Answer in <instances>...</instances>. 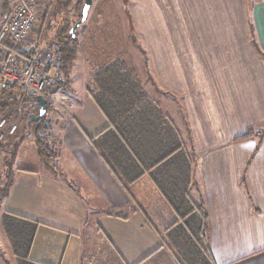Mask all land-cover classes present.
Listing matches in <instances>:
<instances>
[{"label":"crops","instance_id":"crops-1","mask_svg":"<svg viewBox=\"0 0 264 264\" xmlns=\"http://www.w3.org/2000/svg\"><path fill=\"white\" fill-rule=\"evenodd\" d=\"M81 1L60 6L63 24L77 18ZM128 2L158 80L153 95L179 141L188 132L192 138L190 194L197 201L200 190L205 202L212 264H264V133L235 139L264 124V0ZM84 78L73 96H54L64 100L50 112L55 167L18 169L34 191L12 212L51 222L62 237L40 248L35 238L29 257L39 264H184L169 239L181 219L152 171L125 187L93 146L110 120L92 95L90 71ZM7 260L0 254V264Z\"/></svg>","mask_w":264,"mask_h":264},{"label":"trees","instance_id":"trees-1","mask_svg":"<svg viewBox=\"0 0 264 264\" xmlns=\"http://www.w3.org/2000/svg\"><path fill=\"white\" fill-rule=\"evenodd\" d=\"M13 1L15 0H0V19L8 12ZM83 3L84 0L79 3L77 18L71 23L63 24L62 28L56 31L53 42L56 44L57 71L61 78L48 90L54 86L65 87L70 83V69L77 59L79 48V29L86 21L77 28L74 36L70 34V29L81 19ZM119 31V26L117 29L112 25L97 26L96 36L89 50L91 92L110 120V125L104 131L92 137V144L125 187L146 169L151 170L157 185L167 195L181 219L169 231L170 242L178 255L184 264H212L205 202L200 190L197 201H194L190 194L193 161L190 155L196 156L190 132L186 142L182 144L174 123L165 114L166 110L160 106L158 97L149 92L146 82L128 61L127 44L121 41ZM136 36H132L134 42L137 40ZM145 64L147 65V60ZM160 93L166 95L161 90ZM19 99L18 92L12 93L8 99H0V106L5 108L14 105ZM38 110L39 107L33 114ZM50 112L49 100L47 114L36 124L35 131L38 152L46 165L53 169L55 153L41 136V131L51 126V120L48 118ZM31 126L32 123L28 124L27 133L31 132ZM263 133L264 127L257 125L254 132L248 131L239 138L261 136ZM24 137L23 135L15 140L14 136L8 138V142L6 140L0 143L1 152L9 142L15 140L13 148L10 149L12 156L6 159V184L0 190V202L2 197L8 194L13 183V160L18 155ZM258 148L259 145L251 157ZM5 219L6 233L14 247L18 263L39 264L29 257L39 222L14 213H8ZM0 254L3 256L1 248ZM7 263L9 264L8 260Z\"/></svg>","mask_w":264,"mask_h":264},{"label":"rangeland","instance_id":"rangeland-1","mask_svg":"<svg viewBox=\"0 0 264 264\" xmlns=\"http://www.w3.org/2000/svg\"><path fill=\"white\" fill-rule=\"evenodd\" d=\"M67 0H38L35 4L37 19L35 22V26L29 36L34 39L31 43L34 46H39L40 49H46L53 44V39L56 34V31L62 28L63 26V16H58L59 12L64 9H61L60 6L68 5L66 4ZM13 6V3L9 6V9ZM128 11H127V10ZM58 18V20H57ZM130 18V19H129ZM55 19V20H54ZM111 22V24H110ZM107 23V24H106ZM119 26L120 28V36L121 41H124L127 44V58L128 61L133 64L135 71L139 74L141 79L146 82V87L151 94H155L158 88V80L153 79L152 74V64L149 62L148 52L149 48H145L144 46V35L142 33L143 26H136L133 22L132 15L130 12V2L128 0H93L92 6L89 10V14L86 22L79 29L78 37H79V48L77 53V59L74 62L73 66L70 69V83L65 87L54 86L51 91L48 90V98L51 103V110L58 107L59 104L63 103L64 100L59 96V98H55L54 96L60 94L61 92L66 93L68 96H73L76 91L81 90L83 87L84 77L86 73L91 72V55H90V46L93 43V38L96 36V28L97 26ZM117 32V31H116ZM137 35V40L134 42L132 36ZM147 60V65L145 64ZM52 74H55L56 70L51 71ZM146 80V81H145ZM56 84L53 83V85ZM52 85V86H53ZM51 86V87H52ZM53 94L52 96H50ZM164 96V95H163ZM162 96V97H163ZM171 96H166V101L163 98V102L169 103ZM173 98V97H171ZM161 101V102H162ZM162 102V104H163ZM16 104V103H15ZM58 104V105H57ZM177 104H180L178 108L182 110L184 115L185 113V98L184 96H177ZM4 110V109H3ZM27 108H22L14 105L6 106L5 113L10 118H18L19 127L17 136H15V140L20 139L23 135L24 140L20 143L18 155L15 156V160H13V183L15 184L10 186L8 194L3 196L0 202V248L3 251V255L5 259L10 260L11 264H19L17 257L14 253V247L10 243V239L7 236L5 229V217L8 213L12 212V207H14L15 202L20 201V199L24 196L25 192L32 197L33 189L30 185L28 187H24L22 185V180L18 177V169H37L39 173H42L44 168L46 167V163L44 159L40 156L38 152L37 146V135L35 131L37 122H32L31 132L27 133L28 128V119L30 114L28 113ZM23 111V112H22ZM32 111V110H31ZM61 112V111H60ZM20 113V114H19ZM58 111L54 110V115L57 114ZM48 118L52 120V115L49 113ZM260 127H264V124H259ZM27 126V127H26ZM26 127V130L24 128ZM257 125H251L248 127V131L254 132L256 130ZM46 133H44V132ZM54 133L51 130V126L45 130L41 131V136L44 138V141L50 145L52 151L55 150V145L53 144L52 134ZM244 135V134H243ZM256 136V135H255ZM17 138V139H16ZM50 138V139H49ZM235 139L239 140L242 138L236 137ZM14 140V139H13ZM14 140V141H15ZM9 140H7L8 142ZM14 141L9 142V145L6 146V149L2 150L0 153V190L5 187L6 184V175L5 169L7 168L6 159L12 156L10 149L13 148ZM27 177V176H26ZM244 183L243 180H241ZM32 189V190H31ZM249 191V189L247 188ZM22 209H31L28 205L21 206ZM23 216L24 214H17ZM28 215V216H27ZM24 215L30 218V214ZM180 218V217H179ZM33 219L39 223L40 220ZM51 222L41 223V231L36 237V247H41L47 241L52 242V244H56V242H60L62 237L58 235V233L53 234L52 229L48 226ZM39 227V226H38ZM34 242V241H33ZM37 251V250H36ZM34 259L36 256L31 255Z\"/></svg>","mask_w":264,"mask_h":264},{"label":"built area","instance_id":"built-area-1","mask_svg":"<svg viewBox=\"0 0 264 264\" xmlns=\"http://www.w3.org/2000/svg\"><path fill=\"white\" fill-rule=\"evenodd\" d=\"M36 2L15 0L9 15L0 19V99L18 92L20 99L14 106L27 108L31 114L39 107L38 97L49 101L48 88L61 78L55 42L49 49H40L29 40L37 19ZM3 109L6 107L0 111V143L16 136L19 127L18 118H10Z\"/></svg>","mask_w":264,"mask_h":264},{"label":"water","instance_id":"water-1","mask_svg":"<svg viewBox=\"0 0 264 264\" xmlns=\"http://www.w3.org/2000/svg\"><path fill=\"white\" fill-rule=\"evenodd\" d=\"M93 0H84L82 11H81V19L70 29V34L75 35V31L77 28L87 20L89 10L92 6ZM38 102H39V110L37 113L31 114L28 119V124L30 125L32 122H37L40 119H42L46 114H47V104H48V99L44 96H39L38 97ZM0 111H1V106H0Z\"/></svg>","mask_w":264,"mask_h":264}]
</instances>
